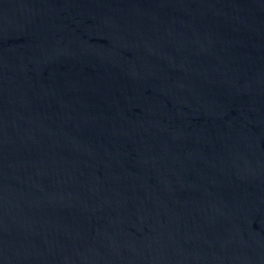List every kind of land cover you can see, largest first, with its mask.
<instances>
[{
    "label": "water",
    "instance_id": "water-1",
    "mask_svg": "<svg viewBox=\"0 0 264 264\" xmlns=\"http://www.w3.org/2000/svg\"><path fill=\"white\" fill-rule=\"evenodd\" d=\"M0 264H264V0H0Z\"/></svg>",
    "mask_w": 264,
    "mask_h": 264
}]
</instances>
